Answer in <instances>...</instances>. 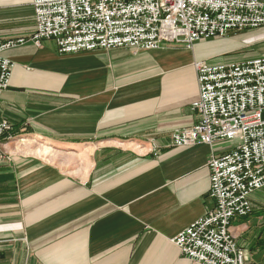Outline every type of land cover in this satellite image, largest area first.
I'll use <instances>...</instances> for the list:
<instances>
[{
	"label": "crops",
	"instance_id": "0c3cea01",
	"mask_svg": "<svg viewBox=\"0 0 264 264\" xmlns=\"http://www.w3.org/2000/svg\"><path fill=\"white\" fill-rule=\"evenodd\" d=\"M264 1V0H262ZM32 0H0V46L15 65L0 94L12 128L0 163V264H194L172 240L211 211V157L234 142L174 147L199 122L195 62L264 56V27L194 49L165 46L60 55L32 38ZM248 41V42H247ZM251 44L259 56H229ZM248 61V60H247ZM231 232L264 264V199Z\"/></svg>",
	"mask_w": 264,
	"mask_h": 264
},
{
	"label": "built area",
	"instance_id": "2783aa9c",
	"mask_svg": "<svg viewBox=\"0 0 264 264\" xmlns=\"http://www.w3.org/2000/svg\"><path fill=\"white\" fill-rule=\"evenodd\" d=\"M38 47L53 41L60 55L112 47L156 50L163 43L190 45L229 30L264 25L262 0H32ZM0 46V94L10 86L14 70L3 53L23 44ZM200 96L193 110L197 125L176 131V147L234 142L233 150L212 157L210 198L213 212L172 242L191 261L244 264L229 230L231 220L252 213L251 195L264 188V57L232 65H197ZM11 125L0 120V163Z\"/></svg>",
	"mask_w": 264,
	"mask_h": 264
},
{
	"label": "rangeland",
	"instance_id": "374dc122",
	"mask_svg": "<svg viewBox=\"0 0 264 264\" xmlns=\"http://www.w3.org/2000/svg\"><path fill=\"white\" fill-rule=\"evenodd\" d=\"M262 27H264V25H262V26H260V27H258V28H255V29H250V28H245V29H243V30H229L227 33H225L224 35H216V36H214V37H211V38H203V39H200L199 41H197V42H195V43H193V44H191L190 45V48H188V46L187 45H185V44H183V43H181V42H177V41H174V42H167V43H163L158 49H156V50H138V48H133V47H112L111 48V50H113V49H117V48H130V49H132L133 51H134V53H140V52H155V51H158V50H160L161 48H163V47H165V46H175V47H178V48H180V49H184V50H189V51H191V50H193L194 49V46L197 44V43H199V42H202V41H216V40H221V39H223V38H228L229 36H237V37H235L234 38V40L235 39H237V40H242V39H244V40H247V37L249 36V35H252L253 34V32L252 31H255V30H257V29H260V28H262ZM243 34H249L248 36H243L242 37V35ZM248 42V41H247ZM250 43L249 44H245V46L247 47V48H245V49H243L241 52H239V53H235V54H230L229 56H242V55H244L245 54V56H251L252 58H255V57H259V56H257V55H255V54H253V51H251V49H250ZM264 57V56H263ZM263 57H260V58H256V59H254V60H257V59H261V58H263ZM248 60V61H247ZM247 60H243V59H240V60H238V61H232V63H215V62H210V61H207V60H202V61H197V62H195L194 64V66H195V69L197 68V65L198 64H200V63H209V64H215V65H232V64H238V63H243V62H250V61H254V60H250L249 61V59H247ZM196 71H197V69H196ZM197 79H198V72H197ZM198 85H199V81H198ZM199 96H200V89H199ZM199 99V98H198ZM197 99V100H198ZM195 103V102H194ZM194 103H193V105H194ZM193 105H192V108H193ZM197 113V112H196ZM199 116V115H198ZM199 120H200V117H199ZM198 124V123H197ZM196 124V125H197ZM193 127V126H192ZM190 128V127H189ZM185 129V128H184ZM183 129V130H184ZM180 130H182V129H180ZM173 136V135H172ZM171 141H172V145L174 146V147H176L175 145H174V143H173V139H171ZM197 146V145H196ZM208 146H212V145H208ZM190 147H192V146H190ZM214 157V156H213ZM212 158V157H211ZM209 163V162H208ZM210 170V169H209ZM211 173V172H210ZM210 188H211V186H210ZM255 194H260V197H261V199H264V188L263 189H261V190H258V191H256V192H254ZM253 193V194H254ZM252 194V195H253ZM252 195H251V197H252ZM251 197H250V201H251ZM251 204H252V201H251ZM215 208V207H214ZM214 208L211 210V211H209L206 215H204L203 217H201L200 219H203V218H205V217H207L208 215H210L212 212H213V210H214ZM253 213H254V208H253V204H252V213H250L249 215H247V216H245V217H238V218H247V217H249V216H252L253 215ZM200 219H198V220H196L195 222H193L191 225H193L194 223H196L197 221H199ZM234 219H236V218H234ZM233 219V220H234ZM233 220H231V222H230V224H229V230H230V232H231V223H232V221ZM190 225V226H191ZM189 226V227H190ZM189 227H187L186 229H188ZM186 229H184L183 231H185ZM182 231V232H183ZM182 232H180V233H182ZM179 233V234H180ZM179 234L177 235V236H179ZM231 234H232V237H233V241H234V243L236 244V246H237V248L238 249H241L242 251H244V253L246 254V251L242 248V247H240L239 246V244H238V242H237V239H236V237L233 235V233L231 232ZM176 236V237H177ZM175 237V238H176ZM174 238V239H175ZM173 239V240H174ZM172 240V241H173ZM181 255L183 256V257H185L182 253H181ZM245 257H246V259H245V261H244V264H247L248 263V258H247V254L245 255ZM186 259H188L189 261H191L189 258H187V257H185ZM192 263H194V264H202V263H197V262H194V261H191Z\"/></svg>",
	"mask_w": 264,
	"mask_h": 264
}]
</instances>
